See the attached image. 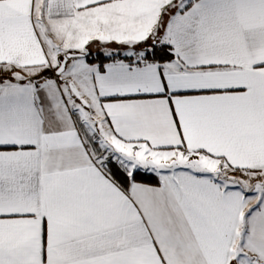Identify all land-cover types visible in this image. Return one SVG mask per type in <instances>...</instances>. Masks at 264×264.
<instances>
[{"label":"snow or ice","instance_id":"obj_1","mask_svg":"<svg viewBox=\"0 0 264 264\" xmlns=\"http://www.w3.org/2000/svg\"><path fill=\"white\" fill-rule=\"evenodd\" d=\"M0 264H264V0H0Z\"/></svg>","mask_w":264,"mask_h":264}]
</instances>
